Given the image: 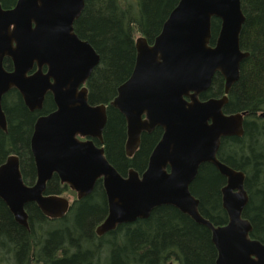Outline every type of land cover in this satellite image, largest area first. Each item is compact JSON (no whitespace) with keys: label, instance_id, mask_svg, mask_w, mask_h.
<instances>
[{"label":"water","instance_id":"water-1","mask_svg":"<svg viewBox=\"0 0 264 264\" xmlns=\"http://www.w3.org/2000/svg\"><path fill=\"white\" fill-rule=\"evenodd\" d=\"M84 1L16 0L10 9L0 7V129L6 128L2 97L10 89L18 91L31 111L42 108L47 92L56 106L34 122L29 142L34 183L24 184L15 155L0 165V199L14 220L28 227L25 206L30 202L47 217L64 215L68 200L44 194L53 173L77 199L89 195L100 179L107 214L97 235L170 205L210 231L215 264H264V244L250 237L252 226L242 216L248 201L245 174L217 157L222 137L242 135L246 114L223 111L240 63L248 56L239 44L244 22L240 0H178L150 43L145 36L135 39L131 73L108 105L125 120L127 156L138 148L142 133L159 126L162 134L145 169L139 173L130 168L125 176L106 159L103 146L93 142L103 143L106 104L88 103L86 87L79 89L99 62L94 48L73 31ZM214 18L220 24L213 39ZM4 58L12 62L11 71L4 68ZM34 64L37 69L29 73ZM216 74L223 78V94L201 99ZM203 163L225 178L220 188L225 224L204 218L190 191Z\"/></svg>","mask_w":264,"mask_h":264},{"label":"trees","instance_id":"trees-1","mask_svg":"<svg viewBox=\"0 0 264 264\" xmlns=\"http://www.w3.org/2000/svg\"><path fill=\"white\" fill-rule=\"evenodd\" d=\"M15 0H0L2 8ZM178 0H85L73 28L99 55V62L88 79V102L106 104L107 122L103 130L105 156L123 176L128 169L140 172L147 155L160 136L155 128L142 133L139 149L127 156L123 116L109 102L117 87L128 78L134 65L135 34L151 42ZM244 22L239 34L242 51L248 52L239 66V77L232 84L223 111L245 112L241 136L222 137L217 153L220 161L245 174L248 201L242 216L252 226L250 237L264 244V0H240ZM219 20L211 22L213 39ZM8 66V62L4 63ZM223 79L214 75L203 98L219 97ZM7 130L0 129V163L9 154L20 159L23 179H35L29 153V134L35 116L54 107L49 95L41 111H29L14 89L2 97ZM225 178L210 163H203L190 184L199 200V213L214 225L227 222L221 205L220 188ZM69 195L71 203L61 217L41 213L34 202L26 204L25 228L18 224L0 199V264H215L216 249L210 231L170 205L155 207L146 218L121 223L97 235L95 228L107 214V202L99 181L82 199L57 176H52L46 194Z\"/></svg>","mask_w":264,"mask_h":264},{"label":"flooded vegetation","instance_id":"flooded-vegetation-1","mask_svg":"<svg viewBox=\"0 0 264 264\" xmlns=\"http://www.w3.org/2000/svg\"><path fill=\"white\" fill-rule=\"evenodd\" d=\"M15 2H16V0H15ZM15 2L13 3V5L12 6H10V7H8V8H3V9H10V8H12L14 5H15ZM1 7V6H0ZM2 8V7H1ZM73 25H74V23H73ZM73 31H74V28H73ZM75 32V31H74ZM78 36V35H77ZM78 38L79 39H81L79 36H78ZM81 40H83V41H87V40H84V39H81ZM88 42V41H87ZM89 43V42H88ZM90 44V43H89ZM91 45V44H90ZM5 62H8V66H5ZM3 66H4V68L7 70V71H11L12 70V67H13V65H12V62L8 59V58H4V60H3ZM37 69V66H36V64H34L33 66H32V70L29 72V73H32V72H34L35 70ZM42 71L43 72H46V67L45 66H43L42 67ZM88 79H89V77L85 80V82L83 83V84H81L80 86H79V89L80 88H82L83 86L84 87H86V89H87V100H88V93H89V91H88ZM127 80V79H126ZM125 81V80H124ZM123 81V82H124ZM10 90H12V89H10ZM14 90H16V89H14ZM17 91V90H16ZM18 92V91H17ZM6 94V93H5ZM19 94V93H18ZM20 95V94H19ZM47 95H49L50 97H51V99H52V101H53V98H52V95H51V93H49V92H47L46 94H45V96H44V100H45V97L47 96ZM21 97V96H20ZM21 100H22V98H21ZM44 100H43V103H44ZM22 102H23V100H22ZM89 103V102H88ZM2 104V103H1ZM23 104H24V102H23ZM25 105V104H24ZM53 105H54V107L52 108V109H50V110H48V111H45V112H42V113H38L36 116H35V118H34V121H33V124H32V129H31V132H30V134H29V142H30V137H31V134H32V131H33V126H34V122H35V120L39 117V116H42V115H47V114H49L50 112H52V111H54L55 109H56V106H55V104H54V102H53ZM26 107V106H25ZM42 107H43V105H42ZM27 108V107H26ZM2 109H3V106H2ZM27 110H29L28 108H27ZM42 110V108L40 109V110H33V111H41ZM4 111V110H3ZM29 111H31V110H29ZM33 111H31V112H33ZM4 114H5V112H4ZM5 119H6V114H5ZM125 121V120H124ZM155 128H158L159 130H160V136H161V134H162V129H161V127H159V126H156ZM154 128V129H155ZM125 129H126V124H125ZM153 129V130H154ZM2 131H6L7 130V120H6V128H5V130H3V129H1ZM153 130H151L150 132H152ZM150 132H144V133H150ZM141 136H142V134H141ZM141 136H140V144H141ZM160 136H159V138H160ZM159 138H158V140H159ZM126 140V139H125ZM158 140L155 142V144L158 142ZM93 142H94V144L95 145H97V146H103V148H104V145H103V143L102 144H98V142L96 141V140H93ZM140 144H139V146H138V148L136 149V151L139 149V147H140ZM155 144H153V146L151 147V149L149 150V152H148V155H147V160H148V156H149V154H150V152H151V150H152V148L155 146ZM124 146H125V144H124ZM135 151V152H136ZM134 152V153H135ZM29 153H30V155H31V159H32V161H33V157H32V154H31V151H30V144H29ZM9 155H15L17 158H18V162H19V169H20V172H21V176H22V180H23V182H24V184H26V185H32L33 183H34V181H35V179L32 181V182H28V181H25L24 179H23V175H22V171H21V167H20V159H19V157H18V155H16V154H9ZM104 155H105V151H104ZM7 158V157H6ZM6 158H5V160H6ZM107 159V158H106ZM5 160H4V162H5ZM4 162H1L0 163V165L2 164V163H4ZM33 164H34V162H33ZM146 164H147V161H146ZM145 167H146V165L144 166V168L142 169V170H140V172H142L144 169H145ZM34 169H35V166H34ZM139 172V173H140ZM52 176H57L55 173H53L52 174ZM51 176V177H52ZM35 177H36V172H35ZM59 179V178H58ZM97 181H99L100 183H101V186H102V181L100 180V179H98ZM48 182V181H47ZM47 182H46V186H47ZM102 189H103V187H102ZM44 194L45 195H51L50 193L49 194H46V187H45V191H44ZM59 195V194H58ZM68 199H69V197H68ZM67 199V200H68ZM70 202H71V200H70Z\"/></svg>","mask_w":264,"mask_h":264},{"label":"bare ground","instance_id":"bare-ground-1","mask_svg":"<svg viewBox=\"0 0 264 264\" xmlns=\"http://www.w3.org/2000/svg\"><path fill=\"white\" fill-rule=\"evenodd\" d=\"M244 52H246V51H244ZM247 53H248V52H247ZM93 69H94V68H93ZM91 72H92V71H91ZM102 135H103V133H102ZM83 198H84V197H83ZM81 199H82V198H81ZM25 208H26V206H25ZM25 210H26V209H25ZM101 222H102V221H101ZM101 222H100V223H101ZM100 223H99V224H100ZM99 224H98V225H99ZM95 230H96V228H95Z\"/></svg>","mask_w":264,"mask_h":264},{"label":"rangeland","instance_id":"rangeland-1","mask_svg":"<svg viewBox=\"0 0 264 264\" xmlns=\"http://www.w3.org/2000/svg\"><path fill=\"white\" fill-rule=\"evenodd\" d=\"M138 36H139V34H135V38L138 37ZM67 196H69V195H67Z\"/></svg>","mask_w":264,"mask_h":264}]
</instances>
